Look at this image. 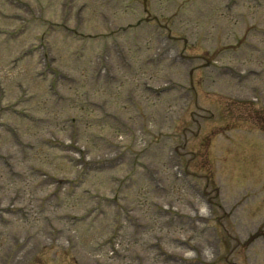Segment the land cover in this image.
Here are the masks:
<instances>
[{
	"label": "rangeland",
	"instance_id": "1",
	"mask_svg": "<svg viewBox=\"0 0 264 264\" xmlns=\"http://www.w3.org/2000/svg\"><path fill=\"white\" fill-rule=\"evenodd\" d=\"M257 1L0 0V264H264Z\"/></svg>",
	"mask_w": 264,
	"mask_h": 264
}]
</instances>
